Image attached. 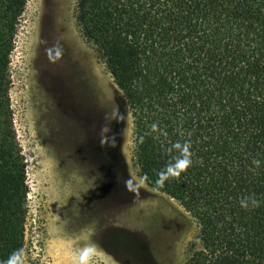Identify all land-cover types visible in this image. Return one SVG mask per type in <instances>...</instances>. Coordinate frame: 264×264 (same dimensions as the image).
<instances>
[{"label":"trees","instance_id":"trees-1","mask_svg":"<svg viewBox=\"0 0 264 264\" xmlns=\"http://www.w3.org/2000/svg\"><path fill=\"white\" fill-rule=\"evenodd\" d=\"M27 1L0 0V264H25L29 189L9 92ZM75 20L132 116L139 175L196 219L183 264H264V0H76ZM177 143L191 164L158 185Z\"/></svg>","mask_w":264,"mask_h":264},{"label":"rangeland","instance_id":"rangeland-1","mask_svg":"<svg viewBox=\"0 0 264 264\" xmlns=\"http://www.w3.org/2000/svg\"><path fill=\"white\" fill-rule=\"evenodd\" d=\"M76 0H28L10 56L26 164L25 264H183L196 219L149 187L111 73L83 38Z\"/></svg>","mask_w":264,"mask_h":264},{"label":"clouds","instance_id":"clouds-1","mask_svg":"<svg viewBox=\"0 0 264 264\" xmlns=\"http://www.w3.org/2000/svg\"><path fill=\"white\" fill-rule=\"evenodd\" d=\"M153 130H155L156 126L153 125ZM173 148L179 150L180 155L174 159V162L169 163L162 171H160L157 174L156 183L158 185H163V183L168 180L170 177H178L182 171H184L190 164L191 160L188 158V145L184 144L183 146L179 143L174 144ZM251 203L253 206H255L256 201L250 200L246 198L245 201H242V203ZM91 250L85 249L81 255L80 260L81 264H83L85 257L89 254ZM8 264H16V256L14 255L8 262Z\"/></svg>","mask_w":264,"mask_h":264}]
</instances>
